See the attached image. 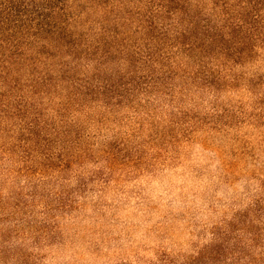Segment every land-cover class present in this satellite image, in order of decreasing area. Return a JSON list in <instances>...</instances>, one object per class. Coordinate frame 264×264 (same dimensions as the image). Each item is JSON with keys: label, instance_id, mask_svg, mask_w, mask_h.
Segmentation results:
<instances>
[{"label": "rangeland", "instance_id": "374dc122", "mask_svg": "<svg viewBox=\"0 0 264 264\" xmlns=\"http://www.w3.org/2000/svg\"><path fill=\"white\" fill-rule=\"evenodd\" d=\"M180 5L70 0L5 46L0 264H264V24Z\"/></svg>", "mask_w": 264, "mask_h": 264}, {"label": "trees", "instance_id": "16d2710c", "mask_svg": "<svg viewBox=\"0 0 264 264\" xmlns=\"http://www.w3.org/2000/svg\"><path fill=\"white\" fill-rule=\"evenodd\" d=\"M69 1L0 0V57L6 45L13 46L29 37L41 38L55 32L56 19L65 16ZM181 1L168 0V3L180 5ZM262 17L264 0H246V26L264 24Z\"/></svg>", "mask_w": 264, "mask_h": 264}]
</instances>
